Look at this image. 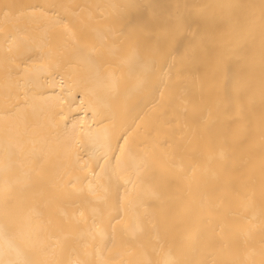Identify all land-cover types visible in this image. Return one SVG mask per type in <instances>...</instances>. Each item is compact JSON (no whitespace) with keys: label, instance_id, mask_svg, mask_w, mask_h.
<instances>
[{"label":"bare ground","instance_id":"bare-ground-1","mask_svg":"<svg viewBox=\"0 0 264 264\" xmlns=\"http://www.w3.org/2000/svg\"><path fill=\"white\" fill-rule=\"evenodd\" d=\"M0 264H264V0H0Z\"/></svg>","mask_w":264,"mask_h":264}]
</instances>
